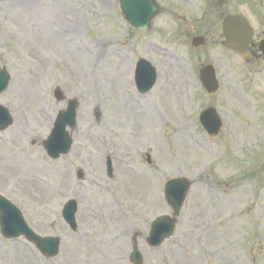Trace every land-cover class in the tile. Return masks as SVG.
Segmentation results:
<instances>
[{
  "label": "rangeland",
  "instance_id": "374dc122",
  "mask_svg": "<svg viewBox=\"0 0 264 264\" xmlns=\"http://www.w3.org/2000/svg\"><path fill=\"white\" fill-rule=\"evenodd\" d=\"M156 1L166 11L140 34L122 19L118 0H0V70L9 76L0 106L12 117L0 132V195L34 233L60 241L50 259L24 238L0 233V264H108L115 253L132 264L134 248L143 264H264V63L245 64L220 45L208 25L212 0ZM246 3L238 9L252 20ZM181 18L207 22L204 46L191 45L199 29ZM140 59L157 73L145 95L133 80ZM204 64L216 70L214 96L198 81ZM18 87L35 98L21 110L11 106ZM70 100L77 101L76 125L67 129L71 151L52 160L42 145ZM207 108L222 122L215 138L199 122ZM180 129L201 148L177 144ZM20 156L30 168L5 167ZM36 176L44 186L32 182ZM179 178L191 185L174 233L150 248L151 223L172 213L164 186ZM104 194L121 215L115 229ZM69 200L77 208L74 230L61 217ZM96 206L99 218L83 217Z\"/></svg>",
  "mask_w": 264,
  "mask_h": 264
},
{
  "label": "water",
  "instance_id": "95a60500",
  "mask_svg": "<svg viewBox=\"0 0 264 264\" xmlns=\"http://www.w3.org/2000/svg\"><path fill=\"white\" fill-rule=\"evenodd\" d=\"M120 8L126 22L141 33L149 28L153 18L162 11L154 0H120ZM239 19L240 18L237 16L227 17L223 24V35L226 39L227 47L244 55L247 38L244 40L240 39V36L243 35V30L234 28L237 26ZM242 43H244L243 47L240 46ZM201 44L202 39H195L193 41L194 46H199ZM260 50L264 51V43L260 45ZM200 80L209 94H214L217 91L218 85L212 67L207 66L200 71ZM154 81V70L145 61H140L137 64L136 70V82L140 92L145 93L149 91L153 86ZM7 82L8 77L5 75V72H0V92L6 88ZM56 97L59 100L62 99L59 92H56ZM0 113V124L5 123V125L1 126L2 128H5L11 123V120L6 111L2 108H0ZM75 116L76 103L70 102L67 111L59 116L51 136L44 143L45 149L51 157L55 158L60 154L68 152L71 142L67 134L64 132V129L67 126H74ZM204 116H208L206 123L203 120ZM201 122L211 136H214L220 127L214 110L204 112L201 115ZM108 172H111L109 163ZM189 187L190 183L184 179L170 180L166 183L164 189L165 198L168 205L172 208L173 214L172 217H160L152 223L147 239V242L151 247L159 246L166 238L172 235L175 226V219L179 215ZM75 211V204L70 203L63 212L64 220L73 230L76 228L74 222ZM0 229L2 235L7 238H16L23 235L29 241L34 242L43 253L49 256H53L57 253L58 242L55 239H44L34 235L23 222L15 208L2 199H0ZM131 260L133 264H142V257L137 250L133 252Z\"/></svg>",
  "mask_w": 264,
  "mask_h": 264
},
{
  "label": "flooded vegetation",
  "instance_id": "af4514ba",
  "mask_svg": "<svg viewBox=\"0 0 264 264\" xmlns=\"http://www.w3.org/2000/svg\"><path fill=\"white\" fill-rule=\"evenodd\" d=\"M243 5L248 7L246 0H213V15L208 25L214 27L215 32L219 33L218 35H220L222 21L225 16L239 14L246 17L252 27L253 33L252 38L249 40V44L247 47L248 57L245 59L243 58V61H245L247 64L263 63L264 56L259 51V43L261 41H264V0H257V3L251 4L250 14L252 16L253 21L246 14L243 13L244 11L238 9L239 7H243ZM231 6H233L232 9ZM206 24L207 22H194V25L192 24L190 27L193 28L194 31L199 29L198 34L206 35L209 33V26H206ZM219 38V41L222 44V38L220 36ZM237 56L241 58V56Z\"/></svg>",
  "mask_w": 264,
  "mask_h": 264
},
{
  "label": "bare ground",
  "instance_id": "6f19581e",
  "mask_svg": "<svg viewBox=\"0 0 264 264\" xmlns=\"http://www.w3.org/2000/svg\"><path fill=\"white\" fill-rule=\"evenodd\" d=\"M62 69L64 70L65 73H67V66L65 64H62ZM30 97H32V99H35L33 95L25 92L23 90V88L21 89V87H18V90L15 92L13 99L11 100V106L15 109L21 110L24 107H27L26 105H28V100L30 99ZM153 115H150V120H152ZM20 125L19 124H15V126L12 127L15 135H20V129H19ZM178 134L181 135V139L178 141L177 140V144H181V145H189L190 147H194V148H201V146L197 145V141L194 140L193 138L191 139L190 137L187 136L186 132H183L182 129L179 130ZM199 150V149H198ZM198 154H201V152H198ZM197 156V155H196ZM17 158V157H16ZM29 157L27 156H20L19 159H15L12 158L8 163V166H5L8 170H12L14 172L20 173L21 164H25L28 168H30V163L31 161H28ZM35 168V165H34ZM24 172V171H23ZM9 178V177H8ZM30 177H26L24 179L25 182L29 183V179ZM19 182H22L23 180H18ZM32 182L35 183V185L41 186L45 183H43L42 181H40L39 177L36 176L33 178ZM50 185V182H49ZM53 185H54V181H53ZM56 187V186H55ZM37 189V188H36ZM53 189V188H52ZM103 197L106 198L107 202L109 203V208L107 209V221L111 222L112 228L115 229L118 224H115V222H121V215L118 211H113L116 210L118 208V206L115 204L114 202V198L112 196H110L109 194H104ZM97 209V210H96ZM96 209H88V211L85 210V212H83V217L90 219V220H94L100 217V213L101 210L99 207L96 206ZM94 252H96L95 250H93ZM117 252V251H116ZM122 258V256H120L118 253H115L113 255V258L111 260H109L108 264H120V259ZM93 263H95V257H93L92 259Z\"/></svg>",
  "mask_w": 264,
  "mask_h": 264
}]
</instances>
